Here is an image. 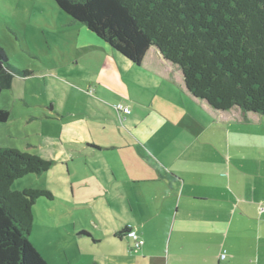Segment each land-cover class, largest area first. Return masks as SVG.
Listing matches in <instances>:
<instances>
[{"label":"crops","instance_id":"obj_1","mask_svg":"<svg viewBox=\"0 0 264 264\" xmlns=\"http://www.w3.org/2000/svg\"><path fill=\"white\" fill-rule=\"evenodd\" d=\"M74 47L78 84L109 111L62 125L77 149L61 155L66 190L43 188L48 264H264V115L194 97L156 47L124 59V81L99 44Z\"/></svg>","mask_w":264,"mask_h":264},{"label":"trees","instance_id":"obj_2","mask_svg":"<svg viewBox=\"0 0 264 264\" xmlns=\"http://www.w3.org/2000/svg\"><path fill=\"white\" fill-rule=\"evenodd\" d=\"M54 1L136 66L156 47L181 68L187 90L216 110L264 115V0ZM28 74L0 46V97L15 75ZM10 116L0 106V122ZM52 165L39 155L0 147V264H48L31 234L37 200H53L54 194L12 186Z\"/></svg>","mask_w":264,"mask_h":264},{"label":"rangeland","instance_id":"obj_3","mask_svg":"<svg viewBox=\"0 0 264 264\" xmlns=\"http://www.w3.org/2000/svg\"><path fill=\"white\" fill-rule=\"evenodd\" d=\"M78 37L84 44H99L96 53L110 61L115 59L117 63L112 69L116 78L125 80L129 60L112 50L86 25L73 22L54 0H0V46L14 66L29 71L27 76L15 75L12 87L2 91L0 106L9 109L11 116L7 122H0V147L15 148L53 161L48 171L17 179L12 190H56L57 187L66 190V166L61 155L77 146L65 141L66 131H62V125L77 115L94 117L109 111L94 100V92L87 90V84H78L81 81H77V77L84 74V67L68 65V55H73L71 51L75 50ZM59 113L65 116L63 120ZM38 200L31 238L44 252L48 214L44 201H47ZM89 243L92 246L91 241ZM86 254L84 249L75 257Z\"/></svg>","mask_w":264,"mask_h":264},{"label":"built area","instance_id":"obj_4","mask_svg":"<svg viewBox=\"0 0 264 264\" xmlns=\"http://www.w3.org/2000/svg\"><path fill=\"white\" fill-rule=\"evenodd\" d=\"M116 108L122 112H124L125 114L130 113V108L128 106H125L123 104H118L116 106ZM127 236L132 238L135 241V247L139 248L141 245H143L144 240L140 237V235L138 234V232L136 230H130L127 233ZM222 259H224L226 257V253H223L221 255Z\"/></svg>","mask_w":264,"mask_h":264}]
</instances>
